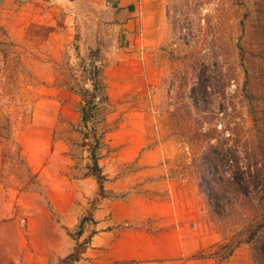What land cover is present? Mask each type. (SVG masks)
<instances>
[{
    "label": "rangeland",
    "instance_id": "obj_1",
    "mask_svg": "<svg viewBox=\"0 0 264 264\" xmlns=\"http://www.w3.org/2000/svg\"><path fill=\"white\" fill-rule=\"evenodd\" d=\"M67 1L0 0V250L20 230L25 262L86 264L92 210L126 200L181 231L141 264H264V0H162L153 60L122 69L80 53ZM65 184L87 214L38 241Z\"/></svg>",
    "mask_w": 264,
    "mask_h": 264
},
{
    "label": "crops",
    "instance_id": "obj_2",
    "mask_svg": "<svg viewBox=\"0 0 264 264\" xmlns=\"http://www.w3.org/2000/svg\"><path fill=\"white\" fill-rule=\"evenodd\" d=\"M67 3L69 9L65 11L71 18L68 28L76 34V45L85 58H99L108 62L120 60L112 64L122 69L129 64L120 63L123 60H153L152 52L159 48L164 39L165 12L162 0H68ZM72 187L65 184L62 191L51 192L55 200L52 198V212H49L47 225L55 232L44 233L38 241H66V236L75 225L81 224V217L87 211L86 207L82 210V206L78 207L73 202V195L77 191H73ZM92 211V231L89 237L92 249H86L90 257L86 264H141L153 259L178 256V253L183 252L182 247L177 254L168 253L164 242L165 237L174 239L175 243L178 239L180 241L181 231H173L174 228L163 224L167 218L160 219L163 232L143 226L147 218L142 217L137 223L136 208L131 206L130 201H105ZM56 213L62 215L61 222L56 220ZM145 214L153 219L151 212ZM68 219H71L72 228L65 225ZM86 233L83 231L78 235L86 237ZM140 238L142 243L137 245ZM15 239L19 240V247L17 245L15 249L11 247L6 251L0 250V264H41L40 253L34 250L30 257L32 261L25 262L24 232L17 231ZM44 251L45 264H64L61 258L68 255L70 249L61 250V245L51 243V247ZM34 258L37 259L36 263Z\"/></svg>",
    "mask_w": 264,
    "mask_h": 264
},
{
    "label": "trees",
    "instance_id": "obj_3",
    "mask_svg": "<svg viewBox=\"0 0 264 264\" xmlns=\"http://www.w3.org/2000/svg\"><path fill=\"white\" fill-rule=\"evenodd\" d=\"M90 104V103H89ZM82 121H85L86 120V109H82Z\"/></svg>",
    "mask_w": 264,
    "mask_h": 264
}]
</instances>
